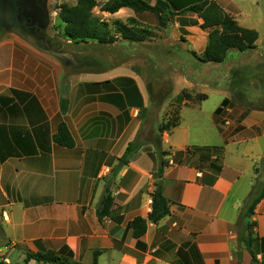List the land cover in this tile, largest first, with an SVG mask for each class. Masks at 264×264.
Wrapping results in <instances>:
<instances>
[{
	"label": "crops",
	"instance_id": "crops-1",
	"mask_svg": "<svg viewBox=\"0 0 264 264\" xmlns=\"http://www.w3.org/2000/svg\"><path fill=\"white\" fill-rule=\"evenodd\" d=\"M213 1L233 15L242 11L236 0ZM105 14L149 26L158 21L153 12L129 7ZM177 17L174 31L184 27L203 42L208 32L202 18L190 11ZM193 42L198 50L206 47L205 41L199 48ZM63 70L59 60L19 36L0 42V264H56L26 260L29 252L51 250L63 257L72 253L79 264H93L97 250V264H264V197L250 218L243 216L249 196L264 186V107L243 116L249 135L228 138L220 129L223 101L228 99L229 111L245 106L235 104L234 92L221 90L219 80L211 89L223 92L215 106H205L207 91L203 101H182L180 124L160 135L168 157L162 164L151 141L136 138L149 92L155 101L137 76ZM97 82L104 83L92 84ZM61 122L74 137L73 147L54 141ZM158 180L171 201L170 214L148 221L137 239L129 223L148 217ZM107 189L112 215H122L121 222L98 215ZM247 221L256 224L247 229Z\"/></svg>",
	"mask_w": 264,
	"mask_h": 264
},
{
	"label": "rangeland",
	"instance_id": "rangeland-1",
	"mask_svg": "<svg viewBox=\"0 0 264 264\" xmlns=\"http://www.w3.org/2000/svg\"><path fill=\"white\" fill-rule=\"evenodd\" d=\"M108 1L110 0H101L94 8V13L111 24L116 36V41L113 43L104 44L97 40L76 41L66 36L65 24L59 18L57 6L62 3L75 5L77 0H0V42L6 37L19 36L35 50L59 60L63 71L67 74L85 72L111 74L113 71L123 70L137 76L138 81L144 84L148 92L153 77L169 78L172 84L171 89L165 83L155 85L157 95L155 101L151 100L149 92L150 102L147 108L141 109L143 126L136 137L141 136L139 140L141 138L143 141L146 139L151 141L155 146L154 150L162 158V164L166 163L164 158L168 157L165 154L167 151L164 152L159 147L160 135L164 133L159 132L160 125L170 119L174 120L176 115L180 114L184 100L203 101L206 98L200 99V95L207 96L208 93L209 97L205 100V106H215L223 92L211 89L219 84V80L221 90L234 92L237 100L234 99L233 102L245 106V109L241 111L234 112L233 108L229 111L226 109L229 106L228 99H225L218 112L221 120L220 129L226 131L228 138L249 135L244 130L243 116L250 108L264 107V0H236L242 9L238 11L240 15H233L227 11L241 25L256 29L259 39L253 49L244 52L232 49L223 63H205L199 60L206 48L200 46L204 41L206 46L208 44V30L205 29L208 34L203 42L201 36L195 32H189L184 27L180 28V31L173 30L177 15L189 12L183 9L186 6L185 2L171 0L175 6L173 8L167 1L171 5L166 10L167 18L161 19L159 13H154L158 21L156 20L155 25L152 26L134 18V26L137 28H150L146 38L135 44L134 41L125 39L116 32L113 24L115 18L105 17L106 14L101 10V6ZM130 19L122 21L128 22ZM192 40L196 42L197 48L200 47L203 50L196 49ZM188 82L191 85L186 86ZM190 86L192 88H189ZM168 90L167 96L161 99V93ZM186 94H190L192 98H187ZM154 130H157V134ZM134 143L137 144V142ZM135 147V144L130 147L125 156L126 159ZM148 147L147 144L143 146L144 149ZM171 155L169 158L173 159L174 156ZM161 169L162 166H159L156 171L158 177Z\"/></svg>",
	"mask_w": 264,
	"mask_h": 264
},
{
	"label": "trees",
	"instance_id": "trees-1",
	"mask_svg": "<svg viewBox=\"0 0 264 264\" xmlns=\"http://www.w3.org/2000/svg\"><path fill=\"white\" fill-rule=\"evenodd\" d=\"M100 1L101 0H77L75 5L62 3L57 6L59 18L61 22L65 24L66 36L76 41L97 40L99 43L104 44H110L116 41V36L114 35L115 31H112L111 24L94 13V8L99 5ZM157 1V5H151L145 0H110L101 6V10L108 13H116L121 8L129 7L137 13L149 11L159 13L161 19L167 18L168 15L166 10L171 7L170 3L166 0ZM183 9L194 12L202 18L203 23L201 27L209 31L208 44L203 54L199 57L201 62L223 63L232 49L244 52L256 47V42L259 39L258 31L254 28L241 25L233 15L224 10L217 2L213 0H195L189 2ZM134 21V18H131L128 22L116 19L113 24L115 25L116 32L121 34L123 38L134 42L143 41L146 35L150 33V28H137L134 26ZM160 83H165L170 89L172 88L169 78L167 79L164 76H162V78L153 77V81L150 85L153 99L157 97L155 94V85ZM168 92L169 90L161 93L160 98H165ZM186 97L189 99L192 98L190 94H186ZM206 97V94L200 95V99ZM67 105L68 100L64 98L62 101L63 110H66ZM179 124L180 114L178 113L174 120L170 119L162 123L158 130L161 133L171 131ZM54 141L64 147H73L75 145L74 137L65 122L59 124L54 134ZM129 150L130 146L126 151V155ZM161 171L162 169L160 170L159 176L162 174ZM155 185L156 187L152 192V210L148 217L137 216L129 223V227L132 228L133 235L137 239L146 233L148 221L157 223L170 214L171 201L164 194L162 182L158 180ZM263 197L264 186L261 188L260 192H253L249 196L244 205V218L248 219L254 214L257 204ZM113 203L114 199L107 189L98 209V215L100 218L111 215L117 222H121L123 220L122 215H112ZM255 224L256 222L254 221H247L245 227L249 229ZM99 253V250L95 251L93 264H97ZM71 257L72 253L69 257H63L51 250L45 253L29 252L26 260L28 261L29 259L35 258L39 261L56 264H79L73 262Z\"/></svg>",
	"mask_w": 264,
	"mask_h": 264
}]
</instances>
